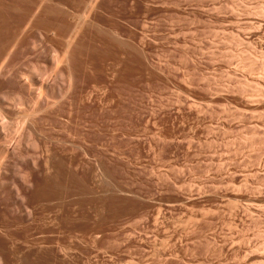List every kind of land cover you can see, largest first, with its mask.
<instances>
[{
	"label": "rangeland",
	"instance_id": "obj_1",
	"mask_svg": "<svg viewBox=\"0 0 264 264\" xmlns=\"http://www.w3.org/2000/svg\"><path fill=\"white\" fill-rule=\"evenodd\" d=\"M69 42L30 264H264V0H0L16 76Z\"/></svg>",
	"mask_w": 264,
	"mask_h": 264
},
{
	"label": "bare ground",
	"instance_id": "obj_2",
	"mask_svg": "<svg viewBox=\"0 0 264 264\" xmlns=\"http://www.w3.org/2000/svg\"><path fill=\"white\" fill-rule=\"evenodd\" d=\"M35 37L34 42L27 44L26 49L28 51H25L29 54L35 46H41L44 42V37L41 34ZM16 46H19L18 42H16ZM70 46L69 42L61 50L52 51L51 63L53 67L49 74L40 71H28L16 76L14 69L8 68L5 60L1 62L0 58V264H30V261L32 262L34 259L30 258L31 254L37 255L41 253L39 250L43 246L42 249L48 246L45 237L40 238L39 236L35 239L34 234V238L31 234L29 236L31 230L35 231L39 228H37L39 226L37 224L35 230L32 229L38 221H41L40 224L42 222L48 223L47 225L50 224V217H45L43 212L41 213L44 216H41L38 212L41 207L40 202L39 200L36 202V198L34 199L32 195H34L35 187L38 186L39 178L49 174L48 171L53 167L56 157L54 145L51 143L53 138L49 140L45 133L40 128L38 129L39 126L36 125V121L42 117L38 116L40 111L38 112L37 107L39 104L45 103L49 97L57 102L58 98H61L60 94L63 90L59 86L60 84L68 87V84L65 85L63 82L70 83V73L69 71L66 72L67 76L63 78L66 75H63V70L67 67V64H70L67 63ZM2 78L8 81L16 79L22 89L15 98L9 101H6L3 95V93L6 94L4 89L8 88L9 85L4 84ZM49 80L50 82H48ZM57 95L60 96L56 98ZM49 106L51 107V104L47 107ZM48 113L46 114L45 111L44 115L47 117ZM69 120H66V122H71ZM71 135L69 136L72 137ZM73 140H64L61 143L71 147H79L75 145L77 141L74 140L76 141L74 143ZM52 142L55 143L56 141L52 140ZM11 145L12 148H10ZM42 210L44 211V209ZM58 217L59 215L56 214L54 220H58ZM44 227L47 226L44 225ZM44 227L42 228L44 229ZM21 231L26 232L27 235L19 234ZM44 234L46 235V233ZM37 247L40 249H38L39 253L36 254L33 250H36ZM55 247L59 252L62 251L60 244L56 243ZM262 248L264 249V247Z\"/></svg>",
	"mask_w": 264,
	"mask_h": 264
}]
</instances>
